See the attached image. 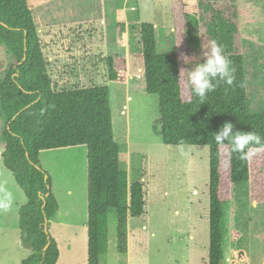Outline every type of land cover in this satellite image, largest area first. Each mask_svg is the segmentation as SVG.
I'll use <instances>...</instances> for the list:
<instances>
[{"label":"trees","instance_id":"obj_1","mask_svg":"<svg viewBox=\"0 0 264 264\" xmlns=\"http://www.w3.org/2000/svg\"><path fill=\"white\" fill-rule=\"evenodd\" d=\"M128 1L137 4L139 0ZM179 3L182 53H159L155 27L131 25L127 47L107 43V83H127L128 56L138 49L144 92L158 97L162 143L209 148L208 264H223L227 191L251 181V155L264 153V147L249 145L251 151L245 149L248 155L242 159L227 142L217 144L214 135L225 122H231L236 130L264 138V111H250L238 0ZM109 4L105 0L104 5ZM211 40L223 46L234 81L232 85L219 82L201 101L188 87L187 73L180 74L203 62L202 46ZM0 45L10 58V65L0 59V136L5 144L1 158L26 198L18 210V228L30 255L21 264H57L58 245L47 230L59 203L39 154L77 146L87 149V264H100V256L107 251L111 209L116 212L117 248L124 254L127 221L145 216L146 193L139 181L129 185L128 174L121 169L109 87L53 88L29 0H0ZM184 56L192 59V65L183 62ZM239 238L240 233L231 230L232 242ZM248 259L247 251L238 249L231 254L230 264H249Z\"/></svg>","mask_w":264,"mask_h":264},{"label":"rangeland","instance_id":"obj_2","mask_svg":"<svg viewBox=\"0 0 264 264\" xmlns=\"http://www.w3.org/2000/svg\"><path fill=\"white\" fill-rule=\"evenodd\" d=\"M179 4L110 0L107 7L103 0H29L53 88L109 87L121 169L129 185H144L145 216L127 221L124 254L117 248L116 212L109 210L107 251L100 264H208L209 148L162 143L158 97L144 92L138 49L128 56L127 83H107V43L127 47L131 25L152 24L159 53H182ZM238 6L250 111L255 113L264 111V0H238ZM0 59L10 65L2 45ZM4 148L0 136V264H21L30 255L18 228V210L26 198L3 167ZM39 160L59 203L60 214L49 225L59 249L57 264H87V149L42 151ZM251 172V181L233 186L224 200L223 264H230L238 249L247 251L249 264H264V153L251 155ZM231 230L240 233L235 243Z\"/></svg>","mask_w":264,"mask_h":264},{"label":"clouds","instance_id":"obj_3","mask_svg":"<svg viewBox=\"0 0 264 264\" xmlns=\"http://www.w3.org/2000/svg\"><path fill=\"white\" fill-rule=\"evenodd\" d=\"M201 51L200 59L203 62H196L186 71L182 70L180 76L187 73L186 83L188 87L195 97L203 101L209 93L216 90L219 82L223 81L227 85L233 84L234 69L231 67V61L224 53L223 46L216 40L209 41L207 45L204 44ZM183 62L187 65L193 63L188 56L183 57ZM214 139L217 144L227 142L231 150L240 154L242 159L247 158L248 155L245 149L251 151L249 145L256 144L264 147V138L251 131L236 130L235 125L231 122H225L215 133Z\"/></svg>","mask_w":264,"mask_h":264},{"label":"crops","instance_id":"obj_4","mask_svg":"<svg viewBox=\"0 0 264 264\" xmlns=\"http://www.w3.org/2000/svg\"><path fill=\"white\" fill-rule=\"evenodd\" d=\"M104 2H105V0H103V4H104ZM126 115V114H125ZM59 214H60V210H58V212H57V214H56V217L51 221V222H53V221H55L57 218H58V216H59ZM50 222V223H51ZM48 232H49V229H48ZM50 234V233H49ZM51 235V234H50ZM52 237V236H51ZM53 238V237H52Z\"/></svg>","mask_w":264,"mask_h":264},{"label":"water","instance_id":"obj_5","mask_svg":"<svg viewBox=\"0 0 264 264\" xmlns=\"http://www.w3.org/2000/svg\"><path fill=\"white\" fill-rule=\"evenodd\" d=\"M47 230V229H46ZM47 232H48V230H47ZM47 247H48V245L44 248V251L47 249Z\"/></svg>","mask_w":264,"mask_h":264}]
</instances>
